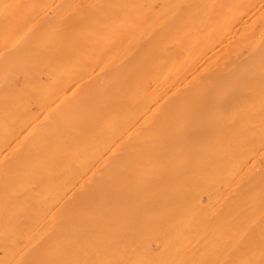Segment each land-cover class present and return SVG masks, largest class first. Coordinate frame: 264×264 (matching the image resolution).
<instances>
[{"label":"bare ground","instance_id":"obj_1","mask_svg":"<svg viewBox=\"0 0 264 264\" xmlns=\"http://www.w3.org/2000/svg\"><path fill=\"white\" fill-rule=\"evenodd\" d=\"M169 1L173 6L171 24L181 17L186 31L182 41H172L166 58L160 93L163 102L151 122L158 127L148 125L144 133L133 136L138 116L154 103L140 98L106 102L101 116L85 121V126H27L24 116L13 125L9 120V129L0 130V205L9 225V243L3 245L7 264H75L74 250L79 253L77 264H107L108 256L112 258L108 264H121L125 258L122 244L128 250L127 258L133 259L134 243L124 242L122 236L137 229L138 218L136 224L112 235L113 229L120 227L115 225H122L123 208L129 201L122 198V208L121 198L114 194L124 188L155 191L163 184L166 191H200L196 183L207 178L209 191H253L257 186L264 191V170H259L258 163L264 151L251 157L252 181L246 183L237 177L225 186L221 178L226 167L213 149L217 145L207 151L200 149L202 152L195 149L221 136L192 125L196 116L205 113L234 117L264 113V0H219L214 6L210 0ZM5 8L9 10V0H0V14ZM261 9L263 21L258 27L251 15ZM5 32L9 34V25ZM152 64L140 62V72L162 66ZM38 101L44 110L63 99L53 95ZM127 109H134L130 118L124 117ZM58 122L54 118L49 124ZM261 130L257 142L263 149L264 127ZM179 156H184L183 167L174 169L171 163ZM224 158L226 163L234 160L231 153ZM191 173L185 185L189 189L181 190ZM75 191H82V195L77 197ZM175 199L159 191L156 204L167 208L168 216L172 211L170 216L176 218L180 214L179 198ZM207 202H211L209 197ZM113 206L115 212L106 219L107 208ZM152 207L153 203H148L146 211ZM75 210L80 214L78 229L73 223ZM108 225L112 230L106 240ZM143 231H147L145 222Z\"/></svg>","mask_w":264,"mask_h":264},{"label":"rangeland","instance_id":"obj_2","mask_svg":"<svg viewBox=\"0 0 264 264\" xmlns=\"http://www.w3.org/2000/svg\"><path fill=\"white\" fill-rule=\"evenodd\" d=\"M210 1L211 6L220 2ZM172 7L169 0H9V10L5 8L0 14V130L9 129V120L13 125L24 116L27 126H85V121L101 116L106 102L140 98L154 103L138 116L134 124L138 130L133 136L144 133L148 125L158 127L151 122L163 102L160 93L165 83L166 58L172 41H182L186 31L181 17L171 24ZM254 16L259 27L262 9L251 18ZM8 25L9 34L5 32ZM140 62L162 66L140 72ZM53 95H62L63 102L55 101L43 110L38 99ZM133 111L127 109L124 117L130 118ZM54 118L59 122L49 124ZM194 120V127L218 133L223 139L206 141L195 148L207 151L217 145L213 148L217 160L226 167L221 182L228 186L237 177L246 183L252 181L255 171L250 168L251 157L264 151L257 142L264 127V113L234 117L211 112ZM123 133L128 135L127 127L123 126ZM230 153L234 160L226 163L224 155ZM183 158L174 160L172 168L181 169ZM263 158L258 160L259 170H264ZM192 174L184 179L181 190L189 189L185 185ZM209 180L203 178L196 183L200 191H166L163 184L155 191H115L122 208L126 200L130 202H125L124 221L122 225L114 223L120 227L113 229L112 235L136 224L138 218L137 229L122 236L124 242L134 243V257L127 258L128 250L122 244L125 258L121 264H264V191L258 186L253 191H209ZM159 191L179 198L176 203L180 216L176 215L178 211L176 218L170 216L172 211L168 216L167 208L156 204ZM75 194L79 197L82 191ZM148 203H153L150 211H146ZM114 206L107 208L106 219L115 212ZM0 217V264H7L3 245L9 243V225L1 205ZM144 222L147 231H143ZM73 223L78 229L79 210H75ZM110 226H106V240L111 237ZM71 253L77 264L78 251ZM111 259L108 256L106 263Z\"/></svg>","mask_w":264,"mask_h":264}]
</instances>
